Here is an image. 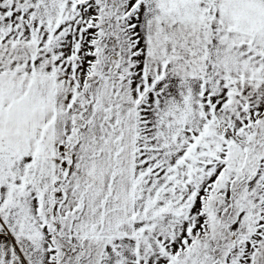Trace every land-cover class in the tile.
Here are the masks:
<instances>
[{"label":"snow or ice","instance_id":"snow-or-ice-1","mask_svg":"<svg viewBox=\"0 0 264 264\" xmlns=\"http://www.w3.org/2000/svg\"><path fill=\"white\" fill-rule=\"evenodd\" d=\"M0 264H264V0H0Z\"/></svg>","mask_w":264,"mask_h":264}]
</instances>
